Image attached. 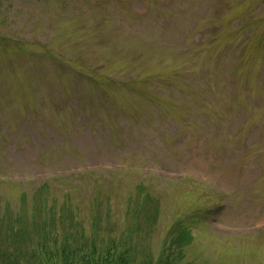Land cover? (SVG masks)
Here are the masks:
<instances>
[{
    "label": "rangeland",
    "instance_id": "obj_1",
    "mask_svg": "<svg viewBox=\"0 0 264 264\" xmlns=\"http://www.w3.org/2000/svg\"><path fill=\"white\" fill-rule=\"evenodd\" d=\"M41 223L264 264V0H0V244Z\"/></svg>",
    "mask_w": 264,
    "mask_h": 264
},
{
    "label": "trees",
    "instance_id": "obj_2",
    "mask_svg": "<svg viewBox=\"0 0 264 264\" xmlns=\"http://www.w3.org/2000/svg\"><path fill=\"white\" fill-rule=\"evenodd\" d=\"M37 235L39 238L29 247L0 244V264H188L186 248L193 239L190 230L180 226L177 235L165 239L157 257L139 260L126 241L114 237L105 241L66 233L61 239L57 234L49 238L42 223L37 226Z\"/></svg>",
    "mask_w": 264,
    "mask_h": 264
}]
</instances>
